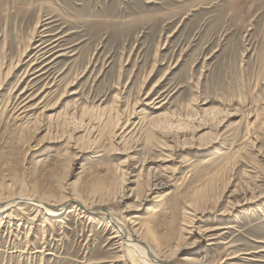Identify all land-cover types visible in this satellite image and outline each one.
Segmentation results:
<instances>
[{"label":"rangeland","instance_id":"1","mask_svg":"<svg viewBox=\"0 0 264 264\" xmlns=\"http://www.w3.org/2000/svg\"><path fill=\"white\" fill-rule=\"evenodd\" d=\"M0 112V198L111 200L172 262L264 264V0H0ZM31 204L0 264H143L104 211Z\"/></svg>","mask_w":264,"mask_h":264},{"label":"bare ground","instance_id":"2","mask_svg":"<svg viewBox=\"0 0 264 264\" xmlns=\"http://www.w3.org/2000/svg\"><path fill=\"white\" fill-rule=\"evenodd\" d=\"M39 23V22H38ZM53 34V33H52ZM55 43V42H54ZM56 44V43H55ZM54 44V45H55ZM41 45H38V47H40ZM47 47V46H46ZM47 50V49H46ZM46 50L42 51L39 53V55H36L37 58H45L46 57ZM41 51V50H40ZM32 58V57H31ZM50 63V62H49ZM18 70V69H17ZM28 72V70H27ZM29 73V72H28ZM33 73V72H32ZM23 76V75H22ZM38 76V75H37ZM18 89V88H17ZM32 89V88H31ZM20 91V90H19ZM28 92L27 88H23L15 97V99L10 103V105H8V111L10 112L9 115H11V117H13L14 119L17 120H23V118H25L27 111L30 110L32 107H30L29 105V100L28 98L31 97V95H28L26 97H24V95H26ZM40 94V93H39ZM22 97H24L23 99H21ZM157 103L161 102L162 99L160 100V97H157ZM156 101V100H155ZM154 102V101H153ZM167 102V101H166ZM165 104V103H164ZM5 109V108H4ZM6 112V111H5ZM1 113V112H0ZM30 118V117H29ZM37 119V118H36ZM49 119V118H48ZM25 122V121H24ZM121 122V121H120ZM168 122V121H167ZM164 123V122H163ZM167 124V123H166ZM96 125V124H95ZM159 125V124H158ZM173 125V124H172ZM167 126V125H166ZM125 128V125L121 127V129ZM155 129V128H154ZM95 130V129H94ZM110 130V129H109ZM116 135V134H115ZM118 137L121 136L120 134L117 135ZM124 136V135H123ZM200 166V165H199ZM30 187V186H29ZM32 188V187H31ZM22 190V189H21ZM20 192H16L13 194H10L7 197H1L3 201H1L0 198V214L3 212L5 213L7 211V209L15 206L16 203H20V202H28V203H33L31 205L36 206L37 208L43 210L44 212H46V214L51 218V217H58L59 220H63V217H61V215L65 212L67 206L70 203L76 204V205H80L83 209H85V211H88L89 213H96V212H101L104 211L105 214H107L110 218V220H113V222H115V224L117 225L118 229H119V233H122L123 235V239H125L126 244L128 245V247H130L134 252H132L130 250V252H132L133 254H131L130 256L133 258V260L137 261H141L143 264H182L179 262H172L171 258L169 257H162L160 255V248H159V242H157V239L154 234V232H152L154 229L152 230L151 227L148 226H144L142 223L145 222H141L140 220L143 218V221L145 219V217H138L135 218L134 221L131 222V225H128L123 222L121 219L119 218L115 212L112 210L111 207H109V205L111 204V200H109V202L107 201V203H103L105 202L103 200V202L97 201V200H92L90 199L89 201H83L80 200L79 198H77L76 195L72 194V195H68L66 197H63V199L60 200H56V201H46L43 199H38L37 197L34 196V194L36 192H34V194L32 195L30 192L28 193L27 191L25 192V190H22ZM106 190V189H105ZM185 194V193H184ZM95 197V196H94ZM161 198V197H160ZM165 199V198H164ZM51 200V199H50ZM92 200V201H91ZM159 200H162L159 199ZM247 200V199H245ZM167 201V200H166ZM117 202V201H116ZM23 204V203H22ZM113 204V203H112ZM164 204V203H163ZM236 204V203H235ZM237 205V204H236ZM17 206V205H16ZM163 209V207H161V204L159 205H155L153 206V208L149 209V212L151 211H161ZM19 210L21 211H25V209L23 207H21ZM130 210V209H128ZM127 210V211H128ZM179 210V209H178ZM69 211V209H68ZM39 213V212H37ZM41 213V212H40ZM45 214V213H44ZM104 214V215H105ZM149 215V214H148ZM146 215V216H148ZM152 215V214H151ZM8 216V215H5ZM37 216V215H36ZM35 216V217H36ZM47 216V217H48ZM136 216V215H134ZM139 216V215H138ZM142 216V215H141ZM145 216V215H144ZM35 217L33 219H35ZM151 217V216H150ZM149 217V218H150ZM4 218V217H3ZM132 218V217H131ZM148 218V219H149ZM147 222V221H146ZM149 222V220H148ZM150 223V222H149ZM153 223V221L151 222ZM2 224V223H1ZM147 224V223H145ZM154 225V223H153ZM185 226H188L186 223H184ZM152 226V225H151ZM153 227V226H152ZM165 230V229H164ZM160 232V231H159ZM165 233V232H164ZM162 234V233H161ZM157 235V234H156ZM164 235V234H163ZM170 235V233H169ZM119 236L116 235L115 237ZM158 236V235H157ZM165 238V237H163ZM10 239V238H9ZM122 240V239H121ZM158 243V244H157ZM163 243H160V245ZM129 248V249H130ZM162 248V247H161ZM167 250L168 248L165 247ZM164 248V249H165ZM163 250V248H162ZM178 250H181L180 248H178ZM177 250V251H178ZM128 251V250H127ZM38 252V251H37ZM135 253V254H134ZM167 253V252H166ZM166 255V254H165ZM170 255V254H169ZM164 256V255H163ZM120 260V259H119ZM187 261H191V258H187ZM202 263V262H201Z\"/></svg>","mask_w":264,"mask_h":264}]
</instances>
